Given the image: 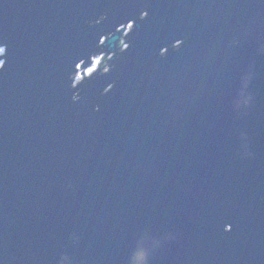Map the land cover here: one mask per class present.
Returning <instances> with one entry per match:
<instances>
[{"label": "water", "instance_id": "1", "mask_svg": "<svg viewBox=\"0 0 264 264\" xmlns=\"http://www.w3.org/2000/svg\"><path fill=\"white\" fill-rule=\"evenodd\" d=\"M0 48V264H264V0H0Z\"/></svg>", "mask_w": 264, "mask_h": 264}, {"label": "rangeland", "instance_id": "2", "mask_svg": "<svg viewBox=\"0 0 264 264\" xmlns=\"http://www.w3.org/2000/svg\"><path fill=\"white\" fill-rule=\"evenodd\" d=\"M0 54H3V51H0ZM99 63H100V61H96L95 62V67H97ZM92 71H88L87 73H91Z\"/></svg>", "mask_w": 264, "mask_h": 264}, {"label": "clouds", "instance_id": "3", "mask_svg": "<svg viewBox=\"0 0 264 264\" xmlns=\"http://www.w3.org/2000/svg\"><path fill=\"white\" fill-rule=\"evenodd\" d=\"M4 49L3 48H0V51H3ZM3 67V65L2 64H0V68H2Z\"/></svg>", "mask_w": 264, "mask_h": 264}, {"label": "trees", "instance_id": "4", "mask_svg": "<svg viewBox=\"0 0 264 264\" xmlns=\"http://www.w3.org/2000/svg\"><path fill=\"white\" fill-rule=\"evenodd\" d=\"M121 44V46H123L124 44L123 43H120Z\"/></svg>", "mask_w": 264, "mask_h": 264}, {"label": "snow or ice", "instance_id": "5", "mask_svg": "<svg viewBox=\"0 0 264 264\" xmlns=\"http://www.w3.org/2000/svg\"><path fill=\"white\" fill-rule=\"evenodd\" d=\"M98 110V109H97ZM231 231V229H229V232Z\"/></svg>", "mask_w": 264, "mask_h": 264}]
</instances>
